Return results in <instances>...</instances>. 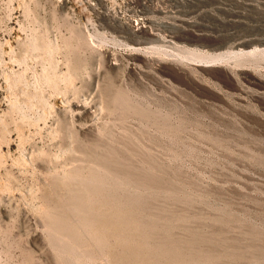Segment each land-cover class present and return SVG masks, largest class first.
<instances>
[{"label": "rangeland", "instance_id": "obj_1", "mask_svg": "<svg viewBox=\"0 0 264 264\" xmlns=\"http://www.w3.org/2000/svg\"><path fill=\"white\" fill-rule=\"evenodd\" d=\"M147 3L0 0V264H264V0Z\"/></svg>", "mask_w": 264, "mask_h": 264}, {"label": "built area", "instance_id": "obj_2", "mask_svg": "<svg viewBox=\"0 0 264 264\" xmlns=\"http://www.w3.org/2000/svg\"><path fill=\"white\" fill-rule=\"evenodd\" d=\"M104 9L108 25L127 26L134 31H141L146 23H160L148 0H99ZM100 25L104 23L99 22ZM153 33V32H151ZM154 34V33H153Z\"/></svg>", "mask_w": 264, "mask_h": 264}, {"label": "bare ground", "instance_id": "obj_3", "mask_svg": "<svg viewBox=\"0 0 264 264\" xmlns=\"http://www.w3.org/2000/svg\"><path fill=\"white\" fill-rule=\"evenodd\" d=\"M171 5V4H170ZM207 57V56H206ZM205 58V57H204ZM222 58H223V56H222Z\"/></svg>", "mask_w": 264, "mask_h": 264}]
</instances>
